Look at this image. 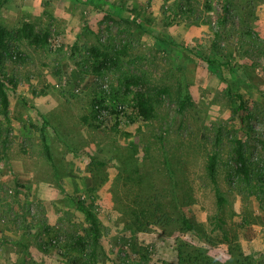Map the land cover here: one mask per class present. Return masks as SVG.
<instances>
[{
    "label": "rangeland",
    "instance_id": "obj_1",
    "mask_svg": "<svg viewBox=\"0 0 264 264\" xmlns=\"http://www.w3.org/2000/svg\"><path fill=\"white\" fill-rule=\"evenodd\" d=\"M0 1L7 30L27 24L43 38L14 42L0 69L12 81L0 264H194L195 250L220 264H264V194L256 176L248 186L234 175V139L245 135L229 94L264 118V43L244 35L264 41V0ZM92 48L109 54L104 71ZM131 76L160 94L154 117L135 124ZM245 139L264 170L263 144ZM214 152L222 209L207 171ZM78 200L100 228L94 262L85 259L93 247L78 245L91 228Z\"/></svg>",
    "mask_w": 264,
    "mask_h": 264
},
{
    "label": "trees",
    "instance_id": "obj_2",
    "mask_svg": "<svg viewBox=\"0 0 264 264\" xmlns=\"http://www.w3.org/2000/svg\"><path fill=\"white\" fill-rule=\"evenodd\" d=\"M2 7V2L0 1V10ZM222 16H221V22H220V28L223 27V29L226 26V23L228 22V16L231 14V9L229 2H227L222 7ZM248 36H254L258 43H264V41L260 38V36L252 31L251 29H248L246 31ZM221 33L220 31L217 33V37H220ZM22 39H26L29 41V39L33 40L36 44H40L42 42V37L35 35L33 33V29L25 24L21 28H19L17 31H9L7 30L2 22H1V16H0V69L3 67L4 58L11 54L12 47L14 42H19ZM260 48V45L257 46ZM261 51V48L259 49ZM90 55L95 58L97 62V69L99 71H104V69L108 68L107 62L110 59L109 54L107 51L103 49H96L92 48L90 51ZM201 61L206 63L209 67L217 69L218 71H226L231 70L230 68V62L227 61H220L217 58H212L207 55H199L198 56ZM118 61H115L116 63ZM135 78L133 81V85L140 86V91H138L135 95V101L136 106L139 109V114L135 115L133 119L131 120V124L137 123L139 120L148 121L154 117V105L156 104L157 97L160 95L159 93L151 94L150 89L146 82L139 77L131 76ZM7 82H12L11 80H8L7 77L1 73L0 71V115L4 118V121L6 123V127L0 126V134L5 132L8 133L10 131V119H9V111H10V100L9 95L7 92L6 84ZM129 87V84L127 85ZM119 94V92L117 93ZM229 94L234 97L237 101V107L235 109V112L239 115L240 118V124L242 126L243 132L245 137L247 138H253L257 140L259 143L263 144L264 146V132L257 131V129L254 127V122L259 121L264 124V118L262 120L260 119V114L255 109H252L250 106L248 100L244 97L241 93H235L232 90L229 89ZM93 114L97 115L100 113V108L98 104H95L93 102L92 104ZM109 114H115L118 115V113H109ZM257 134V135H256ZM245 137L240 139H234L235 147H234V159L236 164V171L234 175L236 174L237 178L241 179L242 184H246L250 186L255 176L257 177V182L259 184L257 185V188L259 189V193L264 194V170H258L255 167V162H253L249 156H248V150H249V143L248 139L246 140ZM3 151L5 152L8 148V141L7 138H5L2 143ZM45 149L47 152H49V147L46 144ZM218 154L214 152L209 156L208 160V166L207 171L210 179L215 184L216 188V194H217V200H218V206L220 209H222L225 199L223 198L221 191L219 187L217 186L216 181V175H217V167H218ZM77 204L79 208L86 213L88 220L91 223V228L86 232V237H81L78 245L82 248L80 249L85 250L89 249L90 246L93 248L86 253L85 259L89 262H94L97 259V248L100 247L101 243V233L100 228L97 223V220L95 216L83 205L81 201H77ZM223 224L225 221H221ZM87 238V239H85ZM87 240V241H86ZM83 252V251H82ZM192 256L194 257L193 260H195L194 264H220L211 257H209L205 252L202 250H195L192 253ZM238 263L241 261L238 260ZM22 264H30L27 260L23 261Z\"/></svg>",
    "mask_w": 264,
    "mask_h": 264
},
{
    "label": "built area",
    "instance_id": "obj_3",
    "mask_svg": "<svg viewBox=\"0 0 264 264\" xmlns=\"http://www.w3.org/2000/svg\"><path fill=\"white\" fill-rule=\"evenodd\" d=\"M102 113V111L100 110V113L99 114H101Z\"/></svg>",
    "mask_w": 264,
    "mask_h": 264
}]
</instances>
